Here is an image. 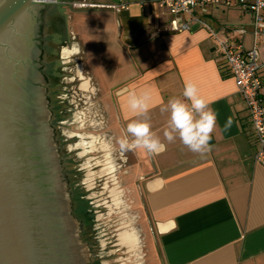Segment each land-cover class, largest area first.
Instances as JSON below:
<instances>
[{
  "label": "crops",
  "instance_id": "1",
  "mask_svg": "<svg viewBox=\"0 0 264 264\" xmlns=\"http://www.w3.org/2000/svg\"><path fill=\"white\" fill-rule=\"evenodd\" d=\"M112 4L125 7L117 11ZM51 6L52 51L59 50L66 64L80 60L73 78L99 98L116 140L126 134L129 122L147 118L167 146L156 155L122 153L147 226L149 264H264V166L255 160L257 139L249 111L210 30L200 24L173 30V15L158 0H52ZM194 14L219 38L251 47L252 16L236 0L197 7ZM58 58L61 64V54ZM259 63L264 78V39ZM53 72L57 81L61 69ZM185 81L196 83L218 113L211 150L204 156L190 151L178 136L173 142L164 137L170 113L162 109L169 99L183 98ZM132 91L148 94L146 117L130 109ZM261 96L264 103V87ZM228 117L233 124L225 130ZM101 146L108 150L107 143ZM105 159L103 170L112 172L110 151ZM111 192L115 198L122 195L115 188ZM120 237L136 249V230Z\"/></svg>",
  "mask_w": 264,
  "mask_h": 264
},
{
  "label": "water",
  "instance_id": "2",
  "mask_svg": "<svg viewBox=\"0 0 264 264\" xmlns=\"http://www.w3.org/2000/svg\"><path fill=\"white\" fill-rule=\"evenodd\" d=\"M51 1L0 0V264H95L68 205L79 161L49 75Z\"/></svg>",
  "mask_w": 264,
  "mask_h": 264
},
{
  "label": "rangeland",
  "instance_id": "3",
  "mask_svg": "<svg viewBox=\"0 0 264 264\" xmlns=\"http://www.w3.org/2000/svg\"><path fill=\"white\" fill-rule=\"evenodd\" d=\"M49 4L47 16H54L52 1ZM48 22L47 20L49 75L56 68L61 69L57 81L50 76L56 88L57 118L63 120L64 137L70 154L76 155L74 160L79 161L75 187L78 193L84 191V198L91 203L90 212L94 213V220H90L93 223L91 228L88 226L90 222L84 220L88 241H93L95 264L98 260L101 264H149L146 255L147 226L143 211L136 204L132 191L134 176L129 160H124L125 154L120 151L113 130L104 122L106 115L99 98L90 91H84L81 88L82 81L78 77L73 78L80 60L66 64L59 50L56 53L52 51L53 42L50 39ZM53 22L55 25L56 22ZM60 54L61 64L58 63ZM66 72H70L68 77ZM74 134L76 135L72 136ZM102 141L107 143L108 150L103 149ZM107 151H110L114 159L115 169L112 172L103 170ZM113 188L121 191L120 198L112 195ZM129 229L136 230L139 235L136 249L133 251L120 237L121 232Z\"/></svg>",
  "mask_w": 264,
  "mask_h": 264
},
{
  "label": "built area",
  "instance_id": "4",
  "mask_svg": "<svg viewBox=\"0 0 264 264\" xmlns=\"http://www.w3.org/2000/svg\"><path fill=\"white\" fill-rule=\"evenodd\" d=\"M230 2L231 0H158V4L173 15V30H190L191 25L200 24L208 28L216 39L218 49L229 65L249 111L257 139L255 160L264 166V103L261 96L264 78L259 72V44L260 40L264 39V0H236L240 6L247 8L252 16L253 43L249 48H245L236 40L219 38L205 21L194 14L197 7ZM109 7L120 11L125 5L112 4ZM246 31L245 28L239 30L241 34Z\"/></svg>",
  "mask_w": 264,
  "mask_h": 264
},
{
  "label": "clouds",
  "instance_id": "5",
  "mask_svg": "<svg viewBox=\"0 0 264 264\" xmlns=\"http://www.w3.org/2000/svg\"><path fill=\"white\" fill-rule=\"evenodd\" d=\"M182 97L169 99L167 106L162 109L170 113L164 137L168 142H173L178 136L190 151L204 156L211 150L210 141L217 127L218 113L210 106L213 102L200 94L194 82L185 81ZM148 101L147 93L137 94L132 91L128 95V105L138 116H147L150 108ZM232 124L233 118L228 117L225 130L231 128ZM117 143L122 153L143 151L156 155L164 152L167 147L152 130L147 118L129 122L126 134L121 135Z\"/></svg>",
  "mask_w": 264,
  "mask_h": 264
},
{
  "label": "trees",
  "instance_id": "6",
  "mask_svg": "<svg viewBox=\"0 0 264 264\" xmlns=\"http://www.w3.org/2000/svg\"><path fill=\"white\" fill-rule=\"evenodd\" d=\"M72 195H73L74 200L78 203L77 207H74L75 216L81 220V223L84 222V219L89 221L90 223L88 224V226L91 228L93 226V223L91 221L94 220V213L90 212V209L92 208L90 201L84 198V195H85L84 191H81L79 193L73 192ZM74 206H76V204ZM82 235L86 241L89 240L86 237L85 231L82 232ZM100 262L101 261L98 260L97 264H101Z\"/></svg>",
  "mask_w": 264,
  "mask_h": 264
},
{
  "label": "flooded vegetation",
  "instance_id": "7",
  "mask_svg": "<svg viewBox=\"0 0 264 264\" xmlns=\"http://www.w3.org/2000/svg\"><path fill=\"white\" fill-rule=\"evenodd\" d=\"M38 75V74H37ZM35 82H39V81H32V84L33 83H35ZM33 86H34V84H33ZM76 204V206H74ZM77 202L74 200V198H73V195L72 194H70V197H69V195H68V205H71V207L69 206V209H70V213L73 215V216H75V214H74V207H77ZM78 220H79V222H81V220L79 219V218H77ZM83 232V231H82Z\"/></svg>",
  "mask_w": 264,
  "mask_h": 264
}]
</instances>
